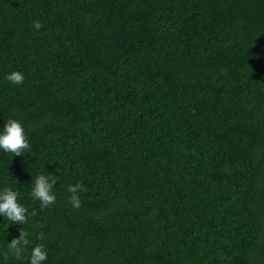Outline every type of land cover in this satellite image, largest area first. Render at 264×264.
<instances>
[{
	"label": "trees",
	"instance_id": "16d2710c",
	"mask_svg": "<svg viewBox=\"0 0 264 264\" xmlns=\"http://www.w3.org/2000/svg\"><path fill=\"white\" fill-rule=\"evenodd\" d=\"M8 118L31 155L0 151V187L30 215L0 217V264H264V0H0Z\"/></svg>",
	"mask_w": 264,
	"mask_h": 264
},
{
	"label": "clouds",
	"instance_id": "9594fccd",
	"mask_svg": "<svg viewBox=\"0 0 264 264\" xmlns=\"http://www.w3.org/2000/svg\"><path fill=\"white\" fill-rule=\"evenodd\" d=\"M42 25L36 21L33 22V28L39 30ZM5 79L13 84L20 85L24 80L23 73L19 71H11L5 74ZM0 151L11 153V156L24 157L25 154L31 155L30 145L27 135L21 123L13 118L3 120L0 125ZM56 183L54 175L37 174L32 178L31 189L29 195L32 199L39 201L41 209L53 204L56 196L52 191L53 185ZM68 192L71 194L68 197L69 203L73 208L80 206L78 192H83L86 189L80 184H69ZM30 213L28 209L18 202V192L11 187H0V217L5 218L12 224L23 225L27 222ZM28 232L19 231L18 236H13L9 242H6L7 251L5 256L11 255L16 260H22L24 249L29 245ZM39 239H43V234H39ZM47 251L43 244H33L30 253L27 256L28 264H44L47 260Z\"/></svg>",
	"mask_w": 264,
	"mask_h": 264
}]
</instances>
